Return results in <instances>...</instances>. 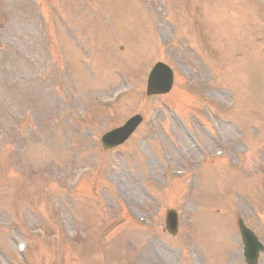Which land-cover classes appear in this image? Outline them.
<instances>
[{
	"label": "rangeland",
	"instance_id": "374dc122",
	"mask_svg": "<svg viewBox=\"0 0 264 264\" xmlns=\"http://www.w3.org/2000/svg\"><path fill=\"white\" fill-rule=\"evenodd\" d=\"M130 1L0 0V264H246L240 216L264 243V0Z\"/></svg>",
	"mask_w": 264,
	"mask_h": 264
},
{
	"label": "water",
	"instance_id": "95a60500",
	"mask_svg": "<svg viewBox=\"0 0 264 264\" xmlns=\"http://www.w3.org/2000/svg\"><path fill=\"white\" fill-rule=\"evenodd\" d=\"M157 71H158V69L154 72V74L152 76L150 88H152V84L155 82L154 79H156V77H157ZM138 123H139L138 118H135V119L131 120L124 128H122L119 131V132L125 134V136L122 134V136L124 137V138H122L123 140L126 139L135 130Z\"/></svg>",
	"mask_w": 264,
	"mask_h": 264
}]
</instances>
